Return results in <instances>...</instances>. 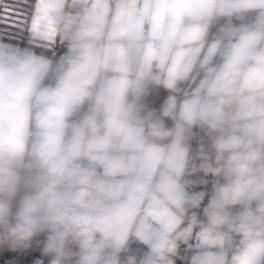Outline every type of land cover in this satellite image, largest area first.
<instances>
[{"label":"clouds","instance_id":"9594fccd","mask_svg":"<svg viewBox=\"0 0 264 264\" xmlns=\"http://www.w3.org/2000/svg\"><path fill=\"white\" fill-rule=\"evenodd\" d=\"M43 7L60 58L0 38V248L264 264V0Z\"/></svg>","mask_w":264,"mask_h":264},{"label":"crops","instance_id":"0c3cea01","mask_svg":"<svg viewBox=\"0 0 264 264\" xmlns=\"http://www.w3.org/2000/svg\"><path fill=\"white\" fill-rule=\"evenodd\" d=\"M33 3L34 0H30V5ZM4 4L9 6L26 7L18 5V0H4V2L0 4V7ZM0 38H2L5 43L12 45L19 44L20 48H25L28 46L29 34L23 30L9 29L6 25L0 23ZM41 51H46L48 56L58 59L64 54L65 49L58 45L48 47L47 49L41 47L36 48L37 53H40ZM165 95L166 93L161 92L157 103H159L160 100H163ZM43 241L44 236H39L33 241L32 247L25 250L13 251L7 248H0V264H36L38 260H42L43 264H48L50 258L44 256L42 253ZM191 242L195 243L194 241ZM180 254L184 255L183 246L181 247ZM177 264H183V262L178 260Z\"/></svg>","mask_w":264,"mask_h":264},{"label":"snow or ice","instance_id":"6c2138e0","mask_svg":"<svg viewBox=\"0 0 264 264\" xmlns=\"http://www.w3.org/2000/svg\"><path fill=\"white\" fill-rule=\"evenodd\" d=\"M20 6L4 4L0 7V23L9 29L23 30L31 21L29 32L35 39H46L49 46L55 45V37L50 27V19L43 7V0H18Z\"/></svg>","mask_w":264,"mask_h":264},{"label":"built area","instance_id":"2783aa9c","mask_svg":"<svg viewBox=\"0 0 264 264\" xmlns=\"http://www.w3.org/2000/svg\"><path fill=\"white\" fill-rule=\"evenodd\" d=\"M209 180H211V177L208 178ZM208 189L211 188V183H209V185L207 186ZM195 190H201L200 188H197ZM207 202V197L205 198V203Z\"/></svg>","mask_w":264,"mask_h":264}]
</instances>
